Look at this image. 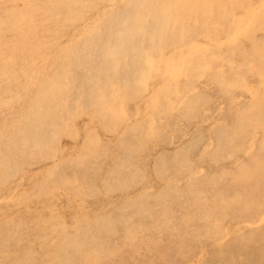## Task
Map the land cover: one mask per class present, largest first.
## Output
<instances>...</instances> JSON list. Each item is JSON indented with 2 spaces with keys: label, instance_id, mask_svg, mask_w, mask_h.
<instances>
[{
  "label": "rangeland",
  "instance_id": "rangeland-1",
  "mask_svg": "<svg viewBox=\"0 0 264 264\" xmlns=\"http://www.w3.org/2000/svg\"><path fill=\"white\" fill-rule=\"evenodd\" d=\"M100 1L0 0V264H264V170L237 179L264 158V127L242 131L264 99V2H175L160 32L135 9L137 49L109 70L90 25L141 0Z\"/></svg>",
  "mask_w": 264,
  "mask_h": 264
},
{
  "label": "bare ground",
  "instance_id": "bare-ground-1",
  "mask_svg": "<svg viewBox=\"0 0 264 264\" xmlns=\"http://www.w3.org/2000/svg\"><path fill=\"white\" fill-rule=\"evenodd\" d=\"M53 1V0H52ZM58 1V0H57ZM73 1V0H72ZM86 1V0H85ZM98 1H100V0H98ZM104 1V0H103ZM108 1H110L111 3H108V9L109 10H113L114 9V7L119 3V2H117V3H115L114 1H112V0H108ZM107 1V2H108ZM115 1H117V0H115ZM212 1H214V0H212ZM216 1V0H215ZM80 2V1H79ZM100 2H102V1H100ZM179 3V4H181L180 6H178V5H176V6H178V7H176V8H178V9H181V10H183V11H187V12H189V14H190V12L191 11H194L195 12V14H191V15H196V11L197 10H200V12H205L206 10H207V8H210V3H209V5L206 3V4H204L203 3V0H182L181 2L182 3H180V0H141L137 5H135L134 6V4L132 3V1H129V3L126 5V7L123 9V11H120V12H117V13H115V14H113L111 17H109L108 18V16L107 17H105V19H100V18H98L97 16V18H98V20L96 21V22H94L93 23V26L92 25H90L91 26V29H90V31H88L89 33H92V34H102V35H105L104 37L105 38H107V40H108V42H110V43H114L113 44V46L110 48V47H108V50L106 51V57H108L109 58V61H108V63H107V65H106V68L107 69H109V70H112V69H116V68H119L120 66H119V64L121 63V61H120V59L124 56H126L127 55V51L125 50V49H123V48H125V46H128L129 45V47L132 45V46H134L136 49H137V46L134 44V43H131L132 41H131V38L130 39H124V36L121 34V32L120 31H122L124 28L125 29H127V30H129L128 31V33H130L131 35H132V32L134 31V30H130V29H132V24H131V21L132 22H134V24H138V20L139 19H141V17L143 16V14L141 13V12H138V14L136 15V16H131L132 15V13H133V10H135V9H140V11H147V12H149L150 10H154V13H157L158 15H159V17H157L156 19H155V23H158L159 24V32H160V30H161V26H162V24H163V22L164 21H166V20H168L165 16H164V14L166 15V11H168V12H170V13H173L171 10H173V8H171V6L174 4V3ZM208 2V1H207ZM210 2H211V0H210ZM262 2H264L263 0H262ZM40 3V2H39ZM48 3H50V2H48ZM71 3V2H70ZM77 3V2H76ZM92 3V2H91ZM203 3V4H202ZM3 4V3H2ZM23 4V3H22ZM29 4V3H28ZM27 4V5H28ZM62 4V3H61ZM98 4V3H97ZM213 4H214V2H213ZM240 4V3H239ZM243 4V3H242ZM257 4V3H256ZM39 5V4H38ZM69 5V4H68ZM83 5V4H82ZM101 5V4H100ZM238 5V4H237ZM34 6H36V5H34ZM33 6V7H34ZM50 6H51V4H50ZM73 6V5H72ZM92 6V5H91ZM90 6V7H91ZM154 6V8L152 9L151 7H153ZM175 5H173V7H174ZM32 7V8H33ZM52 7V6H51ZM53 7H54V5H53ZM68 7V6H67ZM82 6H80V9H82L81 8ZM94 7H97V6H94ZM49 8V7H48ZM72 8V7H71ZM264 8V7H263ZM54 9V8H53ZM74 9V8H73ZM104 9V8H103ZM177 9V10H178ZM262 9V8H261ZM48 10V9H47ZM84 10H86V9H84ZM90 10V9H89ZM254 10H255V8H254ZM1 11V10H0ZM38 11V10H37ZM36 11V12H37ZM46 11V10H45ZM55 11V10H54ZM71 11V10H70ZM73 11V10H72ZM76 11V10H75ZM96 11V10H95ZM260 11V10H259ZM69 12V11H68ZM78 12V11H77ZM80 12V11H79ZM89 12V11H88ZM101 12V11H100ZM106 12V11H105ZM111 12V11H110ZM49 13H50V11H49ZM54 13V12H53ZM97 13V12H96ZM103 13V12H102ZM108 13V12H107ZM112 13H114V11L112 12ZM111 13V14H112ZM160 13V14H159ZM26 14H28V13H26ZM70 14H74V13H70ZM97 14H99V13H97ZM174 14V13H173ZM206 14V13H205ZM247 14V13H246ZM249 14V13H248ZM257 14V13H256ZM53 15V14H52ZM80 15V14H79ZM73 16V15H72ZM71 16V17H72ZM77 16V15H76ZM83 16V15H82ZM103 16V15H102ZM167 16V15H166ZM172 16V15H171ZM184 17H187V16H185V15H183ZM188 16H190V15H188ZM248 16V15H247ZM50 17H54V16H50ZM78 18H79V16H77ZM94 17V16H93ZM101 17V16H100ZM12 18V17H11ZM11 18H9V19H11ZM19 18H20V16H19ZM74 18V17H73ZM82 18V17H81ZM96 18V19H97ZM161 18V19H160ZM176 18V17H175ZM246 18V17H245ZM14 19V18H13ZM34 19V18H33ZM93 19V18H92ZM95 19V18H94ZM184 19V18H183ZM76 20V19H75ZM36 21V20H35ZM47 21V20H46ZM170 21V20H169ZM173 21H176V20H173ZM180 22H181V19L179 20ZM183 21V20H182ZM72 22V21H71ZM70 22V23H71ZM91 22V21H90ZM73 23V22H72ZM75 23V22H74ZM17 24H18V22H17ZM22 24V23H21ZM80 24V23H79ZM89 24V23H88ZM29 25V24H28ZM71 25V24H70ZM81 25V24H80ZM250 25H251V23H250ZM249 25V26H250ZM17 26H20V25H17ZM85 26V25H84ZM262 26V25H261ZM5 27V26H4ZM12 27V26H11ZM71 27V26H70ZM81 27V26H80ZM86 27V26H85ZM108 27V28H107ZM253 27H254V24H253ZM263 27V26H262ZM18 28V27H17ZM16 28V29H17ZM82 28V27H81ZM89 28V27H88ZM12 29V28H11ZM20 29V28H19ZM15 30V29H14ZM16 31V30H15ZM20 31V30H19ZM81 31H82V29H81ZM80 31V32H81ZM107 31H110V32H107ZM17 32V31H16ZM19 33V32H18ZM17 33V34H18ZM85 33V32H84ZM87 33V32H86ZM20 34H21V32H20ZM19 34V35H20ZM28 34V33H27ZM160 34H162V32L160 33ZM246 34V33H245ZM82 35V34H81ZM235 36H236V34H235ZM244 36V35H243ZM246 36V35H245ZM24 39V38H23ZM135 39V37H133V39L132 40H134ZM230 39V38H229ZM14 41V40H13ZM134 42V41H133ZM228 42V41H227ZM138 46H141L142 44L141 43H136ZM160 45H154L151 49H147V51H149V52H153V51H155L156 49L158 50ZM142 47V46H141ZM145 49V48H144ZM161 49V48H160ZM135 51V50H134ZM133 51V52H134ZM142 52V51H141ZM146 53H148V52H146ZM159 53V52H158ZM175 54V53H174ZM148 56L146 57V58H140V60H139V62H142V66H140L139 68V70H138V73L142 76V78L139 80V84H141L142 82H144L145 81V78H143L144 77V74H145V71H146V66L148 65L149 67L151 66V65H153L154 64V60L155 59H153L152 57H151V55H149V54H147ZM172 55V54H171ZM181 55V54H180ZM178 56V55H177ZM183 56V55H182ZM182 60V59H181ZM183 61V60H182ZM181 61V62H182ZM168 62H169V60H168ZM181 62H180V64H181ZM145 64V65H144ZM176 64H178V61L176 62V63H174L173 64V66L170 68V69H172V70H170L172 73L174 72V66L176 65ZM143 66H144V68H143ZM178 67V66H177ZM179 68V67H178ZM25 70V69H24ZM176 72H177V70H175ZM167 72H169V71H167ZM175 72V73H176ZM175 73H173L172 74V76L175 74ZM66 74V73H65ZM90 74H91V83L89 84V89H90V96H92V95H94L95 93L97 94V97H98V99H99V101H101V100H103L104 99V88H103V85H102V75H98L97 73H95V72H90ZM170 74V73H169ZM167 75V74H166ZM65 77H66V75H65ZM169 77H170V75H169ZM123 80L126 82V83H129V85H127V87H129L130 89L133 87V84H135V83H137L138 82V80L135 82V81H128V80H126L125 78H123ZM163 81H165V80H163ZM138 84V85H139ZM108 85H110V84H108ZM107 85V86H108ZM116 85V84H115ZM115 85L114 84H111V86H114L115 87ZM164 84L163 83H161V87L163 86ZM116 88V87H115ZM149 90V89H148ZM158 90H160V89H158ZM157 90V91H158ZM63 91V90H62ZM49 93H51V92H49ZM57 95V94H56ZM156 95H158V93L156 94ZM51 96H53V95H51ZM154 96V95H153ZM252 96V95H251ZM46 97H48V96H46ZM55 97V99H56V102H58V100L62 103L63 102V100H62V98H58L57 96H54ZM62 97V96H61ZM186 97V96H185ZM151 98V97H150ZM154 98V97H153ZM47 99V98H46ZM145 99V98H144ZM251 99V98H250ZM150 100V99H149ZM153 100H155V99H153ZM1 102V101H0ZM148 102V101H147ZM150 102V101H149ZM153 102V101H152ZM155 105V104H154ZM136 107V106H135ZM261 108V109H260ZM10 109V108H9ZM251 113H253V115L254 116H257L256 118L255 117H253L252 116V118H249V120H247V117L245 116L244 117V119H243V121H244V124L246 123V126H245V129L244 130H242L244 133H246L247 134V132L249 131V129L250 128H258V127H264V121H260V120H262V119H264V118H260V113H264V99H258L257 100V102H255L254 104H253V106L250 108V109H248ZM40 111V110H39ZM103 111H106V106L104 105L103 106V109L101 108L100 110H99V113L100 114H102V113H104ZM108 111V110H107ZM106 111V112H107ZM136 112V111H135ZM134 112V113H135ZM258 112V113H257ZM39 114V113H38ZM105 115V114H104ZM104 115H103V119L105 118L104 117ZM47 116V115H46ZM84 116V115H83ZM98 116V115H97ZM35 117V116H34ZM98 117H100V116H98ZM29 118V117H28ZM86 118V117H85ZM26 120V119H25ZM85 121L86 120H84V122L83 123H85ZM25 122V121H24ZM23 122V123H24ZM90 122V121H89ZM95 122V121H94ZM129 122H130V120H129ZM213 123V122H212ZM77 124V123H76ZM84 126V125H83ZM216 126V125H215ZM19 127V126H18ZM34 127V126H33ZM95 128V127H94ZM124 130V129H123ZM5 131V130H4ZM31 131V130H30ZM17 133V132H16ZM80 133V132H79ZM237 135V134H236ZM118 136V135H117ZM188 137V136H187ZM102 138V137H101ZM105 139V138H104ZM147 139V138H146ZM190 139V138H189ZM92 142V141H91ZM94 142V141H93ZM92 142V143H93ZM7 143V142H6ZM90 143V142H89ZM92 143H90V144H92ZM252 143V142H251ZM36 144H38V142H36ZM90 144H89V146H90ZM91 146H93V144L91 145ZM179 148V147H178ZM181 148V147H180ZM262 148L264 149V142L262 143ZM5 150V149H4ZM133 150V149H132ZM261 157H263V153H262V155H260ZM264 159V158H263ZM262 158H258V157H255V159H254V163H252V164H249V165H247V167H243L239 172V175L237 176V179H239L240 177L241 178H246L247 176L246 175H250V172H251V175H254L255 177H257V176H259V174H260V171L258 170V167H261V168H263V170H264V160H263ZM3 161V160H2ZM51 162V161H50ZM5 169V168H4ZM202 171V170H201ZM48 173V172H47ZM262 176V178H264V171H263V173H262V175H260V177ZM259 179V178H258ZM188 181V180H187ZM174 182H175V180H174ZM172 183V182H171ZM181 183V182H180ZM44 184V183H43ZM165 184H167V183H165ZM184 185V184H183ZM167 186V185H166ZM260 187V186H259ZM256 192H259V190L260 189H258V187H256ZM15 190V189H14ZM145 193V192H144ZM143 194V193H142ZM13 195V194H12ZM11 195V196H12ZM197 197H199V198H201V196H197ZM9 198V197H8ZM230 203H229V205L231 206V205H233L235 202H237V204H239V206H243V207H250V205H251V203H249L248 201H246L245 200V202L244 201H242L241 200V195L240 194H238V195H236V197H234L232 200H230L229 201ZM13 205H15L14 203H13ZM258 205V207H261L262 206V203H260V204H257ZM56 209V208H55ZM138 211H140V212H143V213H146L147 211H145L143 208L142 209H138ZM99 216V215H98ZM263 216V215H262ZM1 217V216H0ZM207 218H210V216L209 215H207L206 216ZM211 217H213V215H212V213H211ZM129 219V218H128ZM264 219V218H263ZM93 222V221H92ZM259 223V222H258ZM39 225V224H38ZM255 225V224H254ZM18 226V225H17ZM251 226V225H250ZM45 227V226H44ZM43 229V228H42ZM213 230H215V231H217L218 229L214 226L213 227ZM241 230V229H240ZM39 231V230H38ZM52 231V230H51ZM45 233V232H44ZM211 233H213V232H211ZM214 234V233H213ZM34 236V235H33ZM130 236H131V234H130ZM28 237V236H27ZM39 237V236H38ZM42 237V236H41ZM19 238V237H18ZM225 238H227V236L225 237ZM51 239V238H50ZM64 239V238H63ZM32 240V239H31ZM39 240H41V238L39 239ZM34 241V240H33ZM62 242V241H61ZM69 242H71V241H69ZM68 242V243H69ZM68 243H67V245H68ZM217 243V242H216ZM57 244V243H56ZM69 244H71V243H69ZM75 244V243H74ZM220 244V243H219ZM50 245V244H49ZM59 245V244H58ZM81 245H82V247H84V244L83 243H81ZM70 245H68V247H69ZM67 247V246H66ZM81 246H80V248H82ZM47 249H48V247H46ZM50 248V247H49ZM56 248H57V245H56ZM64 248H65V246H64ZM63 247H61V249H64ZM59 249V248H58ZM61 249H60V251H61ZM66 249V248H65ZM55 252V250L53 249L52 251H50V252ZM59 250H57V252H58ZM59 251V252H60ZM76 251H78V252H80V250L79 249H76ZM81 251H82V249H81ZM202 251V250H201ZM15 252V251H14ZM53 252V253H54ZM63 252H64V250H63ZM56 253V252H55ZM66 253V252H65ZM100 253V252H99ZM93 254V253H92ZM5 255H7V254H5ZM49 255V254H48ZM50 256H52V255H50ZM205 256V255H204ZM20 257V256H19ZM54 258V257H53ZM51 260V259H50ZM201 260V259H200ZM92 261V260H91ZM197 261V260H196ZM43 262V261H42ZM96 262V261H95ZM94 262V263H95ZM199 262V261H198ZM7 263V262H6ZM193 263V262H192ZM52 264V263H51Z\"/></svg>",
  "mask_w": 264,
  "mask_h": 264
}]
</instances>
